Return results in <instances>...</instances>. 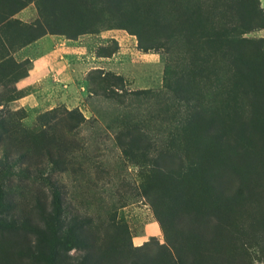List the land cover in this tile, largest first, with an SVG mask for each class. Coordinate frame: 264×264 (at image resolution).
Masks as SVG:
<instances>
[{
    "label": "rangeland",
    "instance_id": "1",
    "mask_svg": "<svg viewBox=\"0 0 264 264\" xmlns=\"http://www.w3.org/2000/svg\"><path fill=\"white\" fill-rule=\"evenodd\" d=\"M0 264H264V0H0Z\"/></svg>",
    "mask_w": 264,
    "mask_h": 264
}]
</instances>
